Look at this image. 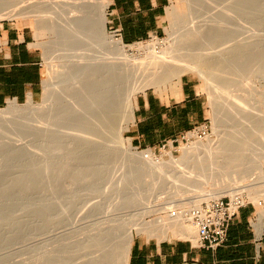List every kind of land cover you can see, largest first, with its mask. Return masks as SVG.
I'll return each mask as SVG.
<instances>
[{"label": "bare ground", "instance_id": "6f19581e", "mask_svg": "<svg viewBox=\"0 0 264 264\" xmlns=\"http://www.w3.org/2000/svg\"><path fill=\"white\" fill-rule=\"evenodd\" d=\"M182 1L186 16L175 9L172 15L174 25L186 24L185 30L170 40L133 45L134 52L124 49L119 38L105 34L106 0H0V17H35L39 38L58 33L60 41L74 51L64 69L51 72L44 82L50 105L39 107L28 100L25 108H19L12 102L0 111V129L32 130L46 142L61 135L85 149L91 163L66 180L69 187L77 178L83 182L79 194L98 183H111L102 199L115 198L112 207L121 209L138 200L134 188L141 181L143 191L151 190L143 199L148 208H176L154 219L144 216L151 209L127 218L121 215L119 222L117 217L104 216L94 231L86 230L73 242L79 252L64 256L59 264H127L134 233L157 239L168 233L175 239H198L186 211L220 195L255 200L264 218V90L263 84H251L254 79L264 83V0H204L217 8L199 18L195 10L200 3ZM245 15L252 17L250 27L241 23ZM188 72L202 79L200 90L211 96L216 135L182 146L178 157L168 153V159L156 158L150 149L132 151L122 131L131 120L136 93L170 85L177 94L175 86ZM235 79L244 104L228 101L227 89ZM122 82L126 86L121 90ZM62 168L44 183V212L53 217L60 210L49 207L58 198L51 188L64 175ZM97 169L108 174L87 175ZM158 188L169 191L170 198L177 197L175 204L166 206V200L157 199ZM70 195L75 200L71 198L68 206L78 198L73 191ZM6 207L0 206V215ZM116 241H120L118 256H111ZM48 252L42 255L44 264H50Z\"/></svg>", "mask_w": 264, "mask_h": 264}, {"label": "rangeland", "instance_id": "374dc122", "mask_svg": "<svg viewBox=\"0 0 264 264\" xmlns=\"http://www.w3.org/2000/svg\"><path fill=\"white\" fill-rule=\"evenodd\" d=\"M197 1L200 3L199 9L197 11L195 10V16L198 18L206 15L208 12L210 13L209 10L212 11L213 8H217L216 6L212 7L213 5L208 3L209 0L208 2L204 0V2L202 0ZM174 9L184 16H186L188 11L182 0H169L164 17V33L161 36L150 37L131 44L124 43V49L135 52L134 46L137 44L140 45V43L150 42L154 39H157V41L170 40L173 39L176 34L183 32L186 24L174 25L173 23L174 16L172 15V11ZM262 17L264 18V14H262ZM4 19H13L21 25L28 26L33 33L34 46L41 52V93L36 100L31 101V104L39 107H47L51 103L49 102L50 100H48L50 90L48 87H45L44 82L52 75L51 72L54 73L57 70L64 69L65 65L69 63V57L73 56L74 51L68 44H64L60 41L61 35L58 33L44 35L39 38L36 35L35 17L23 18L20 15H3L0 17V21ZM251 20V16L245 15L241 23L245 25L248 24L247 26L250 27ZM105 34L113 39L119 38L112 32V29L106 27V24ZM131 45L134 46L132 47ZM184 76L191 78L195 82L197 93L202 97L206 106L207 120L198 128H194L193 132H191V130L188 131L184 139L178 137L172 145L169 143V146L161 149V143L156 149H150L153 151L156 158L162 156L164 159H168V153L172 154L173 157H178L181 154L180 148L182 146L189 145L197 139H202L205 142L208 137L213 138L214 135H216L215 133L213 134V126L215 123L211 104L212 101L209 98L211 96H208L207 92L205 91V93L203 89V91L200 90V85L203 84L202 79L196 73L192 72H188L184 74ZM52 80L57 82L56 78H52ZM252 81L251 84L257 86L263 84L262 89L264 90V83L255 79ZM179 84L175 86L177 87L176 91L179 90ZM125 86L126 83L122 82L121 90L124 89ZM169 86L170 85H165L164 88L162 87L158 90L149 88L144 92L136 93L133 106L137 96L145 92H153L163 99L176 97L175 88L171 89V86ZM216 91L219 94L220 89L218 88ZM54 95L56 96L57 93ZM227 97L229 98L228 101H234L239 104L245 103L241 86L236 79L231 82L228 87ZM10 104L11 103L0 106V111L5 110ZM27 104L26 102L15 103L19 108H25ZM122 136L124 140L130 144L129 139L125 136V129L122 131ZM70 141L60 135L55 141L46 142L45 139L38 137L32 130L0 129V206H7L5 213L0 215V264H42L44 261L42 255L45 254L46 251H50L48 252L50 255L48 260L50 264H59L64 256L72 257L79 252V249H76L73 242L81 237L82 233L86 232V230L90 232L94 231L100 218L103 219L104 216L110 215L115 218L117 217L119 222L121 215L123 218H127L149 209H151V211H147L144 215L146 219H154L159 217V215L163 217L168 211L172 213L175 212V207L170 208L168 211L166 209L156 211L152 207L148 208V204H144L143 199L151 190H148V193L143 191L141 189V181L134 188L139 192L138 200L130 202L121 209H114L112 207L116 200L115 198L107 200L102 199L103 192L106 190V192L110 191V186H112L111 183H98L93 186L92 189L82 190L83 192L79 194L77 189L83 185V182L77 178L72 186L69 187L66 180L72 175L76 176L79 171L83 172L85 167L91 163L92 157H90V154H88L85 149ZM16 146L19 148L13 149V147ZM55 146L62 148V150L55 151ZM130 146L132 151L138 152L146 150L136 148L131 144ZM69 148L71 149L69 150ZM47 166H50V169L47 170ZM61 166H63L61 172L62 174L64 173V175H61V178L59 177V179L55 180L51 188L54 189L51 192L58 198L55 203H52L49 207L50 209L56 208L60 210V214L57 217H53L52 214H46L47 212L44 209L42 201L46 194L44 183L46 180L52 179L53 175L56 174V171H58ZM99 172L103 176L108 174L104 169L100 171L97 169L93 171L88 170L87 175L89 177H93L94 175L99 176ZM155 190L158 192L156 194L157 199L159 197L163 202L166 200L168 204H166V206H169L170 203L175 204L174 200L177 199V197L170 198L168 195L169 191H166L165 188H158ZM71 191H73L74 195H77L78 198L73 205L68 206L69 200L73 198L70 195ZM19 192L24 193V196L21 197ZM163 195L165 196L163 197ZM224 197L229 196L220 195L217 198ZM243 198L245 201L254 204L257 218H262L260 217V205L247 196H243ZM73 199L75 200V198ZM167 199L170 201L167 202ZM23 202L26 203L23 205ZM152 203L157 202L155 200ZM262 220L264 219L262 218ZM53 225H56L57 229L49 231L48 228ZM118 231L120 232V228ZM139 234L157 238V236H150L148 233H138V235ZM136 235L137 234L134 233V236ZM171 235L172 236L168 233L165 237H158V239L178 238L172 233ZM119 245L120 241H116L111 256H118ZM68 264L73 263L70 262ZM112 264H114V262H112Z\"/></svg>", "mask_w": 264, "mask_h": 264}, {"label": "crops", "instance_id": "0c3cea01", "mask_svg": "<svg viewBox=\"0 0 264 264\" xmlns=\"http://www.w3.org/2000/svg\"><path fill=\"white\" fill-rule=\"evenodd\" d=\"M169 0H107L106 27L131 44L164 33ZM174 98L153 92L138 95L125 136L136 148L156 149L206 122V106L195 82L184 75ZM41 93V52L28 26L0 21V106L36 100ZM264 219V218H263ZM127 264H264V220L253 203L240 207L226 240L206 248L198 239H157L141 234L132 240Z\"/></svg>", "mask_w": 264, "mask_h": 264}, {"label": "built area", "instance_id": "2783aa9c", "mask_svg": "<svg viewBox=\"0 0 264 264\" xmlns=\"http://www.w3.org/2000/svg\"><path fill=\"white\" fill-rule=\"evenodd\" d=\"M112 32L119 37V34L112 29ZM120 38V37H119ZM194 129L191 130L193 132ZM180 136L184 139L185 134ZM175 141L164 142L161 149L172 145ZM247 202L243 197H224L202 203L198 207H192L186 211L187 217L196 226L198 241L206 248H216L226 240L227 228L235 216L237 210Z\"/></svg>", "mask_w": 264, "mask_h": 264}]
</instances>
